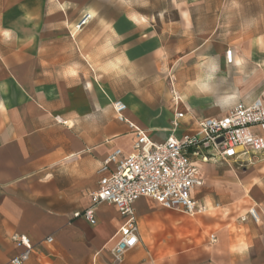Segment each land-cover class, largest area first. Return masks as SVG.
I'll list each match as a JSON object with an SVG mask.
<instances>
[{
    "label": "crops",
    "instance_id": "crops-1",
    "mask_svg": "<svg viewBox=\"0 0 264 264\" xmlns=\"http://www.w3.org/2000/svg\"><path fill=\"white\" fill-rule=\"evenodd\" d=\"M74 8L72 15L67 0H0V264H11L22 250L13 234L34 244L26 264H113L109 248L121 224L116 207L98 203L93 225L73 214L89 205L103 159L115 148L132 150L134 135L116 118V99L125 103L127 120L158 141L171 134L177 111L183 113L174 131L179 136L236 102L259 98L264 104V91H253L222 112L214 100L198 96L225 78L223 53L216 76H195L189 68L174 75L172 58L169 87L161 91L164 82L154 77L174 37L125 16L120 27L114 16ZM181 19L191 20L190 12L183 10ZM247 52L256 64L264 59L259 49ZM232 56L238 59L234 50ZM233 82L244 89L242 77ZM226 166L200 164L204 183L192 196L208 207L205 213L190 216L139 198V240L120 264H264V224L240 219L249 206L264 209V152L242 154Z\"/></svg>",
    "mask_w": 264,
    "mask_h": 264
},
{
    "label": "built area",
    "instance_id": "built-area-1",
    "mask_svg": "<svg viewBox=\"0 0 264 264\" xmlns=\"http://www.w3.org/2000/svg\"><path fill=\"white\" fill-rule=\"evenodd\" d=\"M231 52L227 51L228 56ZM112 105L116 118L126 123L134 135L132 150L124 153L115 148L103 159L98 170L101 174L98 185L88 192L89 205L73 216L83 217L93 225L98 203L116 207L121 224L109 252L113 264H120L124 254L139 240L134 206L139 198H150L164 209L190 216L205 213L208 207L192 196L204 183L200 164L230 165L242 154L264 152V104L259 98L250 104L236 102L224 115L203 118L197 122L195 131H185L179 136L174 131L183 113L177 111L170 121L171 134L160 141L127 120L122 100H115ZM247 217L258 220V209L250 207ZM11 238L22 250L10 259V263L26 264L34 244L26 235L13 234ZM44 240L51 243L53 236L48 235ZM209 240L215 242V235L210 234Z\"/></svg>",
    "mask_w": 264,
    "mask_h": 264
},
{
    "label": "rangeland",
    "instance_id": "rangeland-1",
    "mask_svg": "<svg viewBox=\"0 0 264 264\" xmlns=\"http://www.w3.org/2000/svg\"><path fill=\"white\" fill-rule=\"evenodd\" d=\"M67 1L70 5L68 11H73L72 15L76 13L74 7L79 6L88 8L93 13L96 10L95 14L100 16H114L116 25L120 27L124 25L120 18L125 16L132 21L142 23L143 28H159L160 31H164V34L171 38L174 37V41L170 39L165 44L166 53L161 57L159 75L154 77L164 82L163 87L159 88L161 91L168 90L169 85L166 83L170 81L169 76L173 69L170 65L172 58H174V75L189 68L198 71L195 72V76L200 74L216 76L219 54H225L228 50L236 51L240 64L234 66L228 63L225 78H222V81L208 83L200 89L198 96L214 100L223 112L235 100L251 97L250 94L253 91L258 95L264 91V59L256 64L250 60L247 52L249 47L259 49V53L264 57V0ZM183 10L190 12L191 20L186 22L181 19ZM83 16L75 21V27L80 25ZM146 45L147 50L150 51L152 44L149 40ZM254 74L256 76L252 84L250 78ZM236 76L242 77L243 90H241V85L234 84L233 79ZM116 85L119 87H116L117 91L124 90L122 77L116 78ZM219 166L228 168L224 163H219ZM233 168L236 171L241 170V167H236V165ZM250 207L252 206L242 212L246 211V217ZM257 209L258 220L253 221L262 225L264 224V209L260 207ZM218 212L219 209L211 210L209 213ZM109 223L112 224V220H109Z\"/></svg>",
    "mask_w": 264,
    "mask_h": 264
},
{
    "label": "bare ground",
    "instance_id": "bare-ground-1",
    "mask_svg": "<svg viewBox=\"0 0 264 264\" xmlns=\"http://www.w3.org/2000/svg\"><path fill=\"white\" fill-rule=\"evenodd\" d=\"M90 17H91V14H89V15L84 19V21H83L82 23H86V22L88 21V19H90ZM78 27H79V26H78ZM225 60H226L227 63H233L234 65H235V64H238L237 61H239L237 58H234V59H233L232 52L230 53L229 56H228L227 52L225 53ZM173 90H174V89H173ZM175 92H176V91L174 90V93H175ZM175 95H176V97H177L178 99L180 98V96H179L178 93H176ZM176 97H175V98H176Z\"/></svg>",
    "mask_w": 264,
    "mask_h": 264
},
{
    "label": "snow or ice",
    "instance_id": "snow-or-ice-1",
    "mask_svg": "<svg viewBox=\"0 0 264 264\" xmlns=\"http://www.w3.org/2000/svg\"><path fill=\"white\" fill-rule=\"evenodd\" d=\"M5 35H7V33H5ZM230 55V54H229ZM237 63H239V61H237ZM75 73H73L74 75ZM134 241H129V243H133Z\"/></svg>",
    "mask_w": 264,
    "mask_h": 264
}]
</instances>
